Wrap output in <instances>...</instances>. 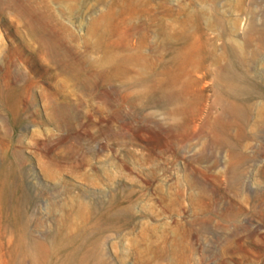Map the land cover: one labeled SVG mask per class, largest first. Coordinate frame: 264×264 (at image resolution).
<instances>
[{
    "label": "rangeland",
    "instance_id": "obj_1",
    "mask_svg": "<svg viewBox=\"0 0 264 264\" xmlns=\"http://www.w3.org/2000/svg\"><path fill=\"white\" fill-rule=\"evenodd\" d=\"M7 1L0 264H264V0ZM159 57L187 85L179 104H152ZM230 62L241 102L219 74Z\"/></svg>",
    "mask_w": 264,
    "mask_h": 264
},
{
    "label": "bare ground",
    "instance_id": "obj_2",
    "mask_svg": "<svg viewBox=\"0 0 264 264\" xmlns=\"http://www.w3.org/2000/svg\"><path fill=\"white\" fill-rule=\"evenodd\" d=\"M5 1V0H4ZM7 1V0H6ZM8 2V1H7ZM14 11L17 13L18 17L23 21L24 24L28 26L31 30L32 36H38L42 40V44L45 47L46 54L59 64L61 69L65 71L67 74H71V72H75L74 77L82 82H86L85 72L81 70L80 64L70 62L69 59V49L65 44H58L56 42L51 41L48 36L44 33H41L40 30L42 27L39 26V21L36 17V14L29 10L25 9L23 5L16 3L14 5ZM5 8V7H4ZM30 33V32H29ZM223 61V60H222ZM166 62L164 57L152 58L149 61V68L151 70V76L155 78V83L151 84L147 87V90L153 94L152 104L160 107H169L171 105H176L185 99L186 95V83L181 75H175L174 78L170 81L164 80L162 77L170 73V69L165 67ZM163 66L164 68L159 71V67ZM114 72H108V79H112V75ZM220 77H224V87L232 92L238 99V101H242V92H243V82L240 76L233 73L232 63H227L225 67L220 69ZM92 85V84H91ZM115 92V91H114ZM112 92L109 91L107 93H101L98 97L108 106H112L111 100ZM148 95V94H147ZM145 96V95H144ZM200 97H204V94H200ZM148 99V98H147ZM64 112L69 110V106H58ZM180 109V108H179ZM236 112V111H235ZM246 115V114H245ZM244 116L238 115L237 121L238 123L243 122ZM180 121V120H179ZM174 127V126H173ZM187 129V128H186ZM181 130H185L183 127ZM13 222L17 223L18 214L17 211L14 212ZM0 249H3V244L0 242Z\"/></svg>",
    "mask_w": 264,
    "mask_h": 264
}]
</instances>
